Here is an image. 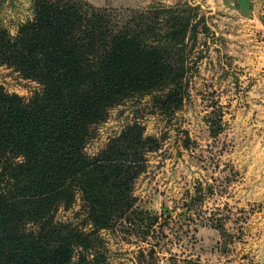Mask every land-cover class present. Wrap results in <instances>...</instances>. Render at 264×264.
<instances>
[{"label": "trees", "instance_id": "trees-1", "mask_svg": "<svg viewBox=\"0 0 264 264\" xmlns=\"http://www.w3.org/2000/svg\"><path fill=\"white\" fill-rule=\"evenodd\" d=\"M31 3L32 18L15 36L0 17V67L40 87L29 99L0 87V264H111L101 231L126 225L145 238L158 224L136 207L133 191L159 144L133 122L92 156L86 145L128 99L149 96L163 115L182 107L201 59L205 17L188 4L118 10L85 0ZM77 198L83 226L58 221ZM154 252L141 251L139 264ZM169 264L204 263L171 257Z\"/></svg>", "mask_w": 264, "mask_h": 264}, {"label": "rangeland", "instance_id": "rangeland-1", "mask_svg": "<svg viewBox=\"0 0 264 264\" xmlns=\"http://www.w3.org/2000/svg\"><path fill=\"white\" fill-rule=\"evenodd\" d=\"M85 1L118 10L188 4L198 7L208 27L198 37L201 59L188 76L178 111L159 113L149 96L128 99L108 112L86 145L92 156L133 122L159 144L146 156L133 191L136 207L156 215L158 224L145 238L126 225L101 231L109 262L139 264V253L153 247L148 264H169L171 257L264 264V33L250 30L260 22L238 18L218 0ZM0 17L15 36L32 18L31 0H3ZM0 87L24 99L40 90L5 66ZM56 219L82 227L80 199L70 210H59Z\"/></svg>", "mask_w": 264, "mask_h": 264}, {"label": "crops", "instance_id": "crops-1", "mask_svg": "<svg viewBox=\"0 0 264 264\" xmlns=\"http://www.w3.org/2000/svg\"><path fill=\"white\" fill-rule=\"evenodd\" d=\"M222 3L223 6L229 8L234 13L233 15L237 16L240 19L248 21H257L261 25H258L256 28L251 27V32L259 33L261 32L257 28H261L264 33V22L261 19H264V0H218Z\"/></svg>", "mask_w": 264, "mask_h": 264}]
</instances>
